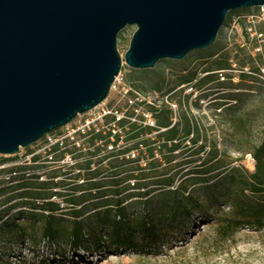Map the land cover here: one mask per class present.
<instances>
[{
  "label": "rangeland",
  "instance_id": "obj_1",
  "mask_svg": "<svg viewBox=\"0 0 264 264\" xmlns=\"http://www.w3.org/2000/svg\"><path fill=\"white\" fill-rule=\"evenodd\" d=\"M134 30V25H128L117 36L122 66L102 103L77 115L37 142L21 148L18 153L0 155V158H10L0 165V188L5 189L0 194V264H264V229L242 227L229 240L211 243L212 233L208 228L215 214L210 207L203 212L193 211L179 216L172 227L155 225L154 231L159 232L155 239H142L138 231L128 236L133 246L118 247L117 243L107 239L97 244L88 239L84 242L87 250L81 248L77 253L65 241L53 244L43 239L41 223L18 218L19 212L28 210V202L58 191L64 196H52L50 200L62 206L64 198L71 196L72 188L84 184V177L78 176L77 164H83L89 155L87 138L81 137V134L92 128L106 131L107 126L112 129L105 116L115 114L114 110L126 100L128 105L135 107L132 118L137 122L141 116L143 122L150 125V121L154 120L145 109L149 104L156 103L169 108L174 122L186 116L198 127L199 142L194 145L185 141L182 148L175 152L172 163L162 161L158 167L160 176L167 172L175 176L173 187L188 177L183 184L187 188L185 193L191 190L193 195L202 199L204 188L208 186L207 182H203L206 178L218 173L223 176L232 167L253 171L254 160L249 150L264 140V80L255 73L246 78L239 75L238 60L248 62L247 54L240 52L234 41L227 40L226 25H221L211 46L190 51L181 60L160 59L152 68L146 69L131 68L123 59ZM235 50L239 59L234 55ZM227 55L235 63L230 68L232 70L226 71L227 75L222 78L218 73L216 77L219 70L211 71L215 74L206 71L211 60L224 59ZM247 65L255 67L251 62ZM188 72L194 73V79L191 83L179 84L178 78ZM210 75L213 76L210 80L197 86L202 78ZM169 89L172 91L169 92ZM129 91L133 96L128 95ZM117 115L121 116L120 113ZM153 136L154 133L147 138ZM61 142L58 150L50 151L53 144ZM98 144L101 151L94 157L97 163L92 168L99 169L100 175L95 182L101 192L110 193L114 178L112 172H124L131 164L112 168L115 157L110 155L114 153L109 154L110 147L103 148L102 142ZM124 144V141L118 143L116 149ZM73 148H76L73 153L66 151ZM214 150L216 155L212 159L210 156ZM199 159L203 162L201 165ZM197 168L203 173H195ZM153 194L157 196L159 193L155 191ZM107 198L111 199V195L108 194ZM158 198L161 197H155L146 206L136 197L128 199L126 203L132 202L127 209L128 216L138 217L136 220H139L156 215L154 212L151 214V207L156 209ZM14 224H18L16 231H12Z\"/></svg>",
  "mask_w": 264,
  "mask_h": 264
},
{
  "label": "water",
  "instance_id": "obj_2",
  "mask_svg": "<svg viewBox=\"0 0 264 264\" xmlns=\"http://www.w3.org/2000/svg\"><path fill=\"white\" fill-rule=\"evenodd\" d=\"M264 0H0V155H14L102 103L122 66L211 46L226 15Z\"/></svg>",
  "mask_w": 264,
  "mask_h": 264
},
{
  "label": "trees",
  "instance_id": "obj_3",
  "mask_svg": "<svg viewBox=\"0 0 264 264\" xmlns=\"http://www.w3.org/2000/svg\"><path fill=\"white\" fill-rule=\"evenodd\" d=\"M234 13L235 11L228 12L224 21L225 25ZM238 49L240 52H245L248 58V62L239 59V54L235 50L234 55L239 59L238 68L241 69L249 62L252 64L253 59L250 54L241 48ZM231 67L232 59H229L227 55L224 59L211 60V65L205 69L211 72L228 70ZM249 69L250 73L240 72L239 75L246 78L256 71L255 67ZM218 73L212 74L217 77ZM193 76L194 73L188 72L180 76L178 82L179 84L191 83ZM212 77V75L205 76L197 86ZM155 89L159 90L158 87ZM171 91L172 89H169V92ZM128 95L133 96L132 91H129ZM145 111L151 113L153 117L152 126L144 123L141 116L138 122L132 121L130 118L135 115V107L128 105L126 100L123 105L114 110L115 114L105 116L106 123L111 125L112 129L105 126L106 131L102 128L83 131L81 137L87 138V155L89 156L83 164H77V167L78 176L84 177L85 182H82L84 184L74 186L71 196L64 198L62 206L50 200L52 196H64L58 191L53 195L39 197L37 201L28 202L26 205L28 210L19 212L18 218L41 223L43 239L53 244L59 240L65 241L69 243L74 253L81 248L87 250L84 242L88 239L97 244L107 239L117 243L118 247L133 246L134 243L128 236L134 231H138L142 239H155L158 236L156 233H159L154 231L155 225L165 224L167 228L172 227L179 216L182 217L193 211L203 212L206 207L212 208L214 211L212 213L215 214L214 221L208 228L212 233L211 243L229 240L242 227L254 230L264 229V140L249 150L254 160L253 171L242 167H232L223 176H219L220 173H218L206 178L203 182H207L208 186L204 188L203 198L200 199L193 195L191 190L185 193L187 188L183 184L188 177L173 187L175 176L170 172L160 176L158 170L162 161L170 164L175 160V152L182 148L185 141H191L194 145L199 142L198 127L186 116L174 122L171 111L164 104H149ZM119 113L121 116L117 115ZM153 133L155 136L147 138V135ZM122 141L126 144L117 150L118 143ZM98 142L103 143L101 144L103 148L110 146L109 154L114 153L110 155L115 157L112 168L131 164L130 168L124 172L123 170L112 172L111 175L114 178L110 193L101 192L95 182L100 175L99 169L92 168L97 163L94 157L101 151ZM60 145L62 142L53 144L50 151L55 152ZM75 149L66 151L73 153ZM63 154L64 152L61 153ZM215 155L214 150L210 157L215 159ZM9 159L0 158V165ZM199 161L201 165L203 162L201 159ZM198 169H195V173H203ZM4 191L5 189L0 188V194ZM78 191L80 194H77ZM155 191L159 193L157 196L153 194ZM108 194L111 195L109 200ZM133 197L140 199L143 206L151 203L155 197H161L158 198L159 202L155 203L156 209L151 207V214L154 212L156 215L150 218L144 216L139 220H136L138 217L130 218L127 209L132 202L126 203V201ZM62 212L64 214H61ZM85 215L88 217L84 218ZM205 217L208 218V215L205 214ZM17 229L18 224H14L12 231ZM88 253L91 254V252Z\"/></svg>",
  "mask_w": 264,
  "mask_h": 264
},
{
  "label": "built area",
  "instance_id": "obj_4",
  "mask_svg": "<svg viewBox=\"0 0 264 264\" xmlns=\"http://www.w3.org/2000/svg\"><path fill=\"white\" fill-rule=\"evenodd\" d=\"M227 40L235 44L237 48L245 50L253 59L258 77L264 80V5L250 8L248 11L235 12L230 16L226 24ZM235 63L232 62V67ZM232 70V69H228ZM220 70L219 74L223 78L226 71ZM248 65L239 69L240 72H248ZM147 116V114H144ZM132 121L135 118H130ZM144 123H147L144 121ZM150 121V125H153ZM110 147V146H108Z\"/></svg>",
  "mask_w": 264,
  "mask_h": 264
}]
</instances>
